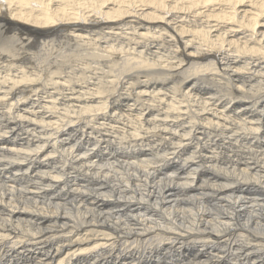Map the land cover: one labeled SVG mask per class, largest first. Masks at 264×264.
Instances as JSON below:
<instances>
[{
    "label": "bare ground",
    "instance_id": "obj_1",
    "mask_svg": "<svg viewBox=\"0 0 264 264\" xmlns=\"http://www.w3.org/2000/svg\"><path fill=\"white\" fill-rule=\"evenodd\" d=\"M0 264H264V0H0Z\"/></svg>",
    "mask_w": 264,
    "mask_h": 264
},
{
    "label": "rangeland",
    "instance_id": "obj_2",
    "mask_svg": "<svg viewBox=\"0 0 264 264\" xmlns=\"http://www.w3.org/2000/svg\"><path fill=\"white\" fill-rule=\"evenodd\" d=\"M184 86L186 87V84H185ZM206 179H207V178H203V180H205V184L203 185V186H205V188L209 187L210 183L212 182V180L209 181V180H206ZM187 181H189V180H187ZM208 182H209V183H208ZM203 183H204V182H203ZM206 183H207V184H206ZM224 183H225L226 185H228L230 182L228 183V181H224ZM192 196H193V195H192ZM191 198H192V197H191ZM205 198H206V197L204 196L203 199H205ZM190 201H191V202H190ZM188 202H189L190 204H189ZM187 204H189V205H187ZM192 204H193V200H189V201H187L186 205L184 206V207L187 206L185 209L188 208V209H187L188 212L191 211V209H192L191 207L193 206ZM189 210H190V211H189Z\"/></svg>",
    "mask_w": 264,
    "mask_h": 264
}]
</instances>
